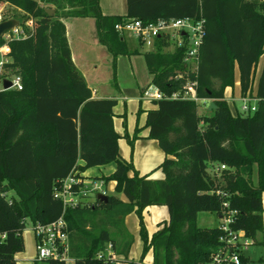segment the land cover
Masks as SVG:
<instances>
[{
  "label": "trees",
  "instance_id": "1",
  "mask_svg": "<svg viewBox=\"0 0 264 264\" xmlns=\"http://www.w3.org/2000/svg\"><path fill=\"white\" fill-rule=\"evenodd\" d=\"M3 3L18 11L12 18L20 23L32 19L33 29L27 38L8 43L6 67L20 76L22 89L0 92V234L6 235L0 243V264H17L14 256L23 250L21 232L27 219L32 225L47 224L62 215L74 264H117L105 258V250L110 246L115 256L127 258L133 237L124 218L132 213L139 219L143 254L151 250L153 264H202L219 247L222 234L218 227H198L197 215L219 217L223 203L238 212L232 229L262 245L264 0H126L124 16L103 15L99 0H0ZM47 9L54 12L48 14ZM68 18L94 19L98 40L112 55L114 77L118 55L141 53L128 48L115 25L128 19H204L194 73L184 66V50L164 52L162 38L155 39L154 50L141 53L151 84L164 95L195 83L196 96L215 105L200 115L201 104L194 101L159 100L146 112L148 138L157 141L165 155L158 167L161 180L128 175L133 168L120 158L113 127L117 101L92 98L71 59L63 23ZM235 70L241 97L258 100L248 115H233L225 100ZM110 163L116 165L114 172L99 180L114 182L115 193L125 201L106 195V203L96 200L63 212L53 197L55 187L73 172ZM222 165L225 169L220 170ZM148 206H166L169 214L150 239L142 222ZM240 261L247 264L249 259L241 253Z\"/></svg>",
  "mask_w": 264,
  "mask_h": 264
},
{
  "label": "built area",
  "instance_id": "2",
  "mask_svg": "<svg viewBox=\"0 0 264 264\" xmlns=\"http://www.w3.org/2000/svg\"><path fill=\"white\" fill-rule=\"evenodd\" d=\"M32 29L33 20L28 19L1 35L0 39L3 40V43L0 45V92L7 90L19 91L22 89L20 76L10 74L6 67L10 64L8 43L12 40L27 38ZM115 30L120 34L127 33L132 35L139 46L148 48L145 52L154 50L155 39L162 38L166 43L163 49L164 52L183 49V63L186 70L194 73L197 69L198 52L205 34V21L203 18L197 20L189 18L158 20L149 23L128 19L115 25ZM4 80L11 83V87L7 90L3 87ZM195 86V83H187L183 91L167 96L150 83L143 90L141 97L152 102L159 100H189L201 105L210 103V100L199 99L196 96ZM257 101L256 98L249 96L241 97L239 113L243 115L253 113L256 110ZM223 169H225V166L222 165L220 170ZM215 171H218V169ZM104 186L105 184L100 180L86 179L82 173L73 172L55 187L53 197L62 204L64 212L66 209L75 208L78 205L93 204L94 200L90 199V194L97 193L100 190V193L105 195L101 189ZM222 206L224 210L219 216L220 222L217 226L222 234L220 237L221 244L213 252L209 261L202 264H241L240 254L252 243L245 237L242 230L235 231L232 229L238 212L236 210H228L227 203H223ZM32 229L38 262L44 260L64 262L72 260L68 255L67 223L63 215L47 224L37 223L32 225ZM5 239L6 235L0 234V243ZM97 258H103V255L98 254ZM105 258L116 261L115 255L111 253L110 246H107L105 250Z\"/></svg>",
  "mask_w": 264,
  "mask_h": 264
},
{
  "label": "crops",
  "instance_id": "3",
  "mask_svg": "<svg viewBox=\"0 0 264 264\" xmlns=\"http://www.w3.org/2000/svg\"><path fill=\"white\" fill-rule=\"evenodd\" d=\"M99 5L103 15L124 16L126 14V0H99ZM70 20H72V18L65 19L63 20V23L66 28V38L71 52V59L76 68L82 74L88 88L91 90L92 98H110L117 101V104L113 109V127L118 135V148L120 158L131 164L133 168V170L130 171L128 175L131 177L136 173L138 176H148V179L152 181L161 180L163 178V173L158 167L163 162L165 155L159 148L157 141L148 138L149 129L145 126L146 112L148 110L155 109V103L152 101L144 100L141 97L143 90L150 85L152 78L148 73L144 57L143 64L136 62L137 59L135 58V56L137 55H142L141 53L133 55H118L115 59L116 69L120 57H129L128 61L130 64V68L132 70L133 76L135 77L133 86L129 88L124 87L116 81L112 85L113 89L107 86H103L102 84L100 85V82L98 83V81L101 80L102 76L100 74L101 64L99 63V61L101 57L104 56L106 57V59H109V62L112 64V55L108 52L106 47L99 42L95 28V21L92 18H84L85 21L89 20L88 23L90 25H93L94 27V30L90 33V37L88 38L84 35L77 36L75 45H72V42L70 41V27L72 25L70 24ZM91 20L93 21V23L91 22ZM134 49L137 48H132V50ZM139 50L141 51L140 48ZM142 67L145 68L146 72L149 75V79L147 81L143 79H140L141 81H139L137 79L139 73L142 71ZM259 73L257 75V78L259 76ZM112 77L114 80L115 77L113 76V73ZM256 83L253 85L254 88L256 86ZM236 85L238 87L236 98L234 97L235 95L233 90L230 98L225 95L226 91L230 88L226 89L224 93L225 100L227 101L229 108L230 104L234 106L236 101L241 102L238 81ZM129 102H138L140 106L138 114H142V117L139 114L137 116V120L133 123L129 122L126 117V109L128 108ZM143 102L150 103V106L148 108L142 109ZM204 106H209V103L204 104ZM232 106L230 109L231 113L233 115L239 113V109H237V107H234L232 109ZM115 167L116 165L114 163H110L105 166L87 169L86 171L82 172V174L86 179L99 180L101 177H107L111 175L114 172ZM109 184H111L112 188L114 189L115 183L109 182ZM115 197L119 198L122 201H125L123 195L121 194H117V196ZM162 210L163 206H148L143 210L142 213L147 215H154V218L157 220V218L161 215ZM134 215L135 214L132 213L124 218L126 229L129 228L128 222H132L133 225L136 224V221L131 220V217H134ZM217 219L218 226L220 218L217 217ZM167 220L164 222H167ZM128 230V232H130L133 237V243L130 247L127 258H124L122 256H115L117 264H153V254L151 250L147 251L145 254H143L142 252L140 259H137L138 255L136 257L131 256V252H133V250L139 249V240L135 236V234H137L135 233L137 230ZM71 261L73 262V260Z\"/></svg>",
  "mask_w": 264,
  "mask_h": 264
},
{
  "label": "rangeland",
  "instance_id": "4",
  "mask_svg": "<svg viewBox=\"0 0 264 264\" xmlns=\"http://www.w3.org/2000/svg\"><path fill=\"white\" fill-rule=\"evenodd\" d=\"M52 10V9H51ZM18 13L16 9L11 8L7 4L3 3L0 4V22H3L5 20L13 19L12 17L15 16ZM89 20L85 21L83 18H72L70 20L71 25V31H70V41L72 42V45L76 43V37L80 35H84L86 37H90L91 31L94 30L93 25H90L88 23ZM93 23V21L91 20ZM124 39L127 42L128 48L132 50V48H137L141 49V53H144L145 51L148 50L146 47H141L139 46L138 42L134 39V37L130 34H123ZM109 56V55H108ZM110 58V57H108ZM129 57H120L119 62L117 63L116 66V75L115 79L113 80L112 73H113V68L112 64L109 62V59H106V57H101L99 63L101 64V80L98 81L100 82V85L102 84L103 86H107L113 89L112 85L113 83L118 82L119 84L123 85L124 87H131L133 86L135 82V77L133 76L132 70L130 68V64L128 61ZM137 59L136 62H139L140 64H143V56L142 55H137L135 56ZM262 67V59L259 60L256 71H255V76H254V84L256 83V78L258 73L260 72ZM142 71L139 73L138 80L141 81L140 79L143 80H148L149 75L146 72L145 68L142 67ZM137 74V73H136ZM237 81H238V76H237V70H235V83L233 88H230L229 90L226 91V96L231 97L232 90L234 92V97L236 98V93H237ZM150 106V103L143 102L142 103V109L148 108ZM231 104L230 108L231 109ZM241 106V102L236 101L234 106H232V109L234 107H237L239 109ZM139 104L138 102H129L128 108L126 109V117L129 120V122H135L137 120V116L140 114L142 117V114H138L139 110ZM208 109V106L200 105L199 106V114L205 113V110ZM231 111V110H230ZM253 181L256 184L257 183V170L256 167H254L253 170ZM102 191H104L105 195L108 196H117L115 193L114 189L112 188L111 184H106L103 188H101ZM100 193H92L90 194V199L96 201V194ZM169 214H168V209L166 206H163V210L161 215L157 218V220L154 218V215H147L142 213V222H143V227L144 231L146 233V236L148 238H151V236L159 229H161L163 226L164 221L167 220ZM131 220L136 221V224L133 225L132 222H128V229L131 231L137 230L135 233L136 238H138L139 246L137 250H133L131 252V256H137V259H140L141 254L143 252V241L140 233V226H139V219L138 216L135 214L134 217H131ZM262 221H263V229L260 235L258 236V239L260 242H262V245L258 244H252L250 243L242 252V254L249 259V262L247 264H264V193L262 194ZM218 219L217 216L211 213L207 212H201L197 215L196 218V224L200 228H214L217 227ZM127 229V230H128ZM129 231V230H128ZM130 233V232H129ZM22 240H23V250L17 254H15L14 259L17 264H39L37 263V253H36V247H35V238H34V233L32 229V224L30 220L25 221V227L23 228L22 232ZM139 253V254H138ZM41 264H46L45 262H41ZM65 264H73L71 260H67Z\"/></svg>",
  "mask_w": 264,
  "mask_h": 264
},
{
  "label": "water",
  "instance_id": "5",
  "mask_svg": "<svg viewBox=\"0 0 264 264\" xmlns=\"http://www.w3.org/2000/svg\"><path fill=\"white\" fill-rule=\"evenodd\" d=\"M48 14H52L54 11L47 9L46 10ZM20 24V21L17 19H9V20H5L3 22H0V37L3 33H5L6 31H9L10 29H12L13 27H16ZM3 87L4 89H9L11 87V83L7 80L3 81ZM215 109V105L213 102L209 103L208 106V110H212ZM96 200L101 202V203H106L107 202V196L104 194H97L96 195Z\"/></svg>",
  "mask_w": 264,
  "mask_h": 264
}]
</instances>
